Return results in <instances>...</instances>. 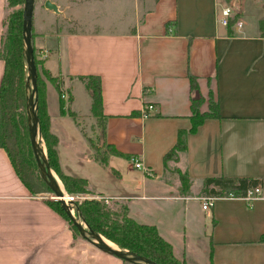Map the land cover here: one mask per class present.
<instances>
[{"label": "crops", "instance_id": "1", "mask_svg": "<svg viewBox=\"0 0 264 264\" xmlns=\"http://www.w3.org/2000/svg\"><path fill=\"white\" fill-rule=\"evenodd\" d=\"M45 1L38 17L35 3L33 43L65 94L63 114L59 91L46 82L62 170L87 179L90 195L126 205L135 221L156 226L187 264H264V199L217 197L209 213L201 199L206 178H264V0H241L245 23L232 36L216 24L218 4L231 0H51L59 12ZM8 13L0 0V48ZM4 67L0 58V87ZM89 75L102 83L101 144L129 157L108 151L102 163L92 142L80 149L55 129L58 121L82 131L79 118L99 129L79 78ZM191 76L204 98L201 111L213 96L221 117L188 133L187 151L165 166L179 130L191 127ZM172 167L189 176L188 189ZM0 264L130 263L77 235L46 196L23 183L0 147Z\"/></svg>", "mask_w": 264, "mask_h": 264}, {"label": "trees", "instance_id": "2", "mask_svg": "<svg viewBox=\"0 0 264 264\" xmlns=\"http://www.w3.org/2000/svg\"><path fill=\"white\" fill-rule=\"evenodd\" d=\"M24 4L25 0H7L8 8H19L9 11L5 19V34L0 48V58L5 63L0 87V147L6 150L17 174L33 193L46 191L37 189L36 185L39 182L43 183V186L47 187V191L51 192L50 186L42 178L39 171L30 139L28 64L23 37ZM261 31L262 37H264V21L261 22ZM228 34L234 35L231 26L228 27ZM34 50L38 69L36 112L39 119V130L47 148L48 163L51 169L58 174L68 193H89L87 179L66 174L61 168L57 149L59 138L51 130V119L47 108L46 81L39 73L41 63L36 56L35 46ZM42 71L47 79L56 85L60 93L61 113L65 114L62 86L57 77H53L49 70L43 68ZM79 78L86 83L92 95L93 115L99 120L102 119L101 78L95 75L79 76ZM191 84L193 91L196 92L192 101L191 127L179 130L175 146L164 156L165 166L169 160L178 161L180 155L187 151L188 133H195L206 119L221 117L219 103L214 100L213 96H211L210 110L201 111L204 98L197 93L199 86L195 76H191ZM100 123L103 125L102 121ZM102 132L104 133V129ZM107 147L111 154L129 157L113 145H107ZM107 158L108 153L104 157L96 156V159L102 163H106ZM176 173L183 190L188 189L191 185L189 176L180 169H177ZM260 185L264 186V178L218 176L206 178L203 189L209 196L214 197H224L230 194L243 196L249 189ZM48 204L63 215L74 232L80 235L59 200H48ZM114 205H117L118 208L114 209L111 204L106 203L103 199H85L81 204L74 206L75 216L90 229L105 236L124 250L147 257L158 264H187L184 259L175 255L172 244L161 236L156 226L138 223L129 215L126 205ZM261 239L264 241V235Z\"/></svg>", "mask_w": 264, "mask_h": 264}, {"label": "water", "instance_id": "3", "mask_svg": "<svg viewBox=\"0 0 264 264\" xmlns=\"http://www.w3.org/2000/svg\"><path fill=\"white\" fill-rule=\"evenodd\" d=\"M35 1L36 0H25L24 4V21H23V34H24V42L26 46V56H27V66H28V82L29 80L32 82V91L28 97V114H29V130H30V139L32 148L34 151V155L38 164L39 171L41 173L42 178L45 182L50 186L51 192L55 194V196L60 201L62 207L67 212L68 216L77 227L80 235L85 238L87 241L92 243L94 246L99 248L100 250L117 256L124 261L131 264H158L155 261L137 255L128 250H124L120 247H115L107 242L105 237L99 233H96L92 229H90L85 223L79 221L78 218L72 212V202L67 201L65 199L66 192L63 190L59 179L55 176L53 169H51L45 151L40 147L38 142V134H39V119L36 112V102H37V94H38V85H37V65L35 62V50L33 45V18L35 11ZM46 7L50 10H54L59 12L58 6L52 2L51 0L45 1Z\"/></svg>", "mask_w": 264, "mask_h": 264}, {"label": "rangeland", "instance_id": "4", "mask_svg": "<svg viewBox=\"0 0 264 264\" xmlns=\"http://www.w3.org/2000/svg\"><path fill=\"white\" fill-rule=\"evenodd\" d=\"M43 2V0H36V2L35 3H37L36 4V17H38V14H39V10H41V7H40V2ZM98 3V2H97ZM97 3H95V4H97ZM45 6H46V4H44ZM106 5H109V4H104L103 6H106ZM23 7V6H22ZM19 7H14V8H9V11H13V10H16V9H18ZM86 17L85 18H83V22H88V20H87V14L85 13L84 14ZM89 18V17H88ZM65 24H67V23H65ZM64 27H65V25H64ZM71 28V27H70ZM72 28H74V26H72ZM220 28L222 29V28H224V27H222V26H220ZM65 29V28H64ZM36 56L38 57V60L40 61V67H39V73L41 74V77H43L44 79H45V81L47 82V81H50L49 79H47V77L45 76V74L43 73V71H42V69L43 68H45L44 67V59H43V55H42V53L38 50H36ZM37 73H38V69H37ZM37 77H38V74H37ZM59 81H60V79H59V77L57 78ZM28 85H29V94L31 93V91H32V82L29 80V82H28ZM55 88H56V90H57V92H58V89H57V87H56V85H55ZM87 93V92H86ZM86 93L84 92V98H86ZM64 96H65V94H64ZM83 96H80L79 98L81 99V102H84V100L82 99L83 98ZM214 98V97H213ZM37 99H38V94H37ZM215 100V99H214ZM212 102V100H211V97H210V100H209V104H208V108H207V110L206 111H209L210 110V103ZM82 104H84V103H82ZM205 111V112H206ZM70 120V119H69ZM79 121H80V126H81V129H83L82 131H80V130H78L77 129V126H75L74 124H72V123H68L67 122V124L66 123H61V122H58V121H55V129L57 130V132L59 133V135H60V137H61V139H62V142H71L72 144V146H77L78 147V142H80L79 143V148L81 149V148H84V142H92L93 143V146H94V148L92 149L93 150V155H95V157L96 156H100V157H104L105 155H107V153H108V147H106V146H104L103 144H101V138H102V125H101V123H100V121H102V119H100L99 120V122H97V124H98V128L99 129H97V130H94L93 131V127H94V125H93V121H92V119L91 118H79ZM85 135V136H84ZM86 138H87V140H86ZM38 142H39V145H40V147L41 148H43L44 149V151H45V154H46V157H47V159H48V155H47V148H46V144H45V141H44V139H43V137L41 136V133H40V130H39V134H38ZM109 154V153H108ZM111 154V153H110ZM113 155V154H112ZM79 166V164H76L75 163V166ZM174 173H176V170H177V168H174L173 169V167L172 168H170ZM54 171V170H53ZM54 173H55V176L59 179V182L61 183V185H62V187H63V190L65 189V187H64V184H63V182H62V180L60 179V177L58 176V174L54 171ZM66 173V172H65ZM39 182V181H38ZM37 189L38 190H46V191H41V192H39L40 194H42L43 196H46L47 198H48V200H53V201H56V200H58V198L55 196V194L54 193H52V192H49V191H47L48 189H47V187H44L43 186V183H38L37 185ZM66 191V190H65ZM38 193V194H39ZM205 193V191H204V189H203V194ZM66 194L68 195V197L69 198H72L71 200H72V202L74 203V204H72V208H73V213L75 214V205L77 204V205H79V204H81L85 199H89V198H95L96 196H93V195H90L89 193H80V192H77V193H68L67 191H66ZM208 194V193H207ZM82 197H85V199H82V202H80V200L79 199H81ZM109 204V203H108ZM111 205H112V207L114 208V209H116V208H118V206L117 205H114V204H112L111 203ZM120 208V207H119ZM212 209V208H211ZM211 209H209V210H207V213H209V212H211ZM119 212H121V211H119ZM105 237V236H104ZM105 239H108V238H106L105 237ZM109 240V239H108ZM115 244V243H114ZM116 245V244H115ZM117 246V245H116ZM117 247H119V246H117ZM131 264V263H130Z\"/></svg>", "mask_w": 264, "mask_h": 264}, {"label": "built area", "instance_id": "5", "mask_svg": "<svg viewBox=\"0 0 264 264\" xmlns=\"http://www.w3.org/2000/svg\"><path fill=\"white\" fill-rule=\"evenodd\" d=\"M232 23V24H231ZM245 21L243 19V7L241 0H231L230 3L226 4H218L217 7V13H216V24L217 26H223L225 28L232 27V28H242ZM154 109V105L150 104L147 105L143 110V115L146 117L149 115V111ZM135 167L138 169H143L144 171L147 170L145 165L134 159ZM227 197H241L247 200L248 202H252L254 200L258 199H264V186L260 185L256 188L249 189L247 193L243 196H235L233 194H230ZM97 199H103L102 197H95ZM217 197L214 196H204L202 197V207L204 210H209L215 205V200ZM70 198V202H72ZM82 199H85V197H82L80 202H82ZM106 203H109V199H105ZM73 203V202H72ZM73 212V208H72Z\"/></svg>", "mask_w": 264, "mask_h": 264}, {"label": "bare ground", "instance_id": "6", "mask_svg": "<svg viewBox=\"0 0 264 264\" xmlns=\"http://www.w3.org/2000/svg\"><path fill=\"white\" fill-rule=\"evenodd\" d=\"M62 186V185H61ZM65 199H67V201H70V198L68 197V195L66 194V197H65ZM74 214V213H73ZM107 240V242L109 243V244H111V245H113V246H115L116 247V245L112 242V241H110V240H108V239H106Z\"/></svg>", "mask_w": 264, "mask_h": 264}]
</instances>
